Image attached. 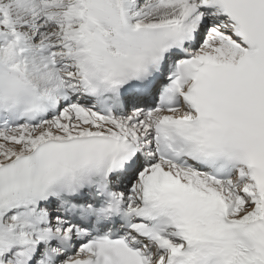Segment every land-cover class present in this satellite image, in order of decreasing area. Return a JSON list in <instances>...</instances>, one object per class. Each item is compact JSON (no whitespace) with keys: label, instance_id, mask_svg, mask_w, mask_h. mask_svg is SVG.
<instances>
[{"label":"snow or ice","instance_id":"1","mask_svg":"<svg viewBox=\"0 0 264 264\" xmlns=\"http://www.w3.org/2000/svg\"><path fill=\"white\" fill-rule=\"evenodd\" d=\"M0 264H264V0H0Z\"/></svg>","mask_w":264,"mask_h":264}]
</instances>
